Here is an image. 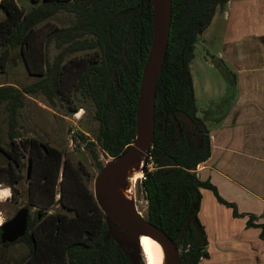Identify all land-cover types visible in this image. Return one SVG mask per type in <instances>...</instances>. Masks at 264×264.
Returning a JSON list of instances; mask_svg holds the SVG:
<instances>
[{"label":"trees","instance_id":"trees-1","mask_svg":"<svg viewBox=\"0 0 264 264\" xmlns=\"http://www.w3.org/2000/svg\"><path fill=\"white\" fill-rule=\"evenodd\" d=\"M29 1L31 7L26 9L17 0H0V65L10 58L7 51H15L38 77L22 88L0 85V105L6 102L9 112L7 142H0V183L16 192L27 153L31 168L26 193L29 205L37 207L29 216L25 235L17 240L26 244L28 252L15 264H145L137 233L110 221L99 208L88 184L87 168L74 165L62 149L46 140L18 138L17 115L26 94L41 92L52 106L57 100L74 103L64 89L71 82V91L91 103L98 122L92 141L83 134L78 137L95 158L97 148L111 158L123 153L137 135L141 76L154 26L152 0ZM227 1L172 0L169 35L157 78L154 140L140 185L147 202L145 217L176 243L180 264H198L209 256L199 217L202 188L210 189L235 216H243L209 180L199 179L196 173L197 166L209 158L211 143L205 117L197 115L190 63L200 33ZM60 13L71 14L73 22L47 31L41 40L43 62L37 64L30 52L36 27ZM51 43L58 53L49 61L46 49ZM77 52L82 57L66 58ZM216 65L230 79L228 68L223 63ZM79 108L73 105L69 112ZM55 205L57 210L46 211ZM253 219L248 214L245 224L258 227L264 241V224ZM114 232L136 237L138 251L121 243ZM0 244L10 245L1 240Z\"/></svg>","mask_w":264,"mask_h":264},{"label":"crops","instance_id":"crops-1","mask_svg":"<svg viewBox=\"0 0 264 264\" xmlns=\"http://www.w3.org/2000/svg\"><path fill=\"white\" fill-rule=\"evenodd\" d=\"M198 47H203V64ZM207 61L223 63L230 71L227 93L222 86L196 85L193 65ZM190 72L197 115L205 117L211 143L197 176L209 180L243 214L235 216L210 189H201L199 217L209 256L198 264H264L260 229L245 224L248 214L264 224V0H228L216 10L195 43ZM203 97L208 108L200 109ZM224 98L222 107L214 109Z\"/></svg>","mask_w":264,"mask_h":264},{"label":"rangeland","instance_id":"rangeland-1","mask_svg":"<svg viewBox=\"0 0 264 264\" xmlns=\"http://www.w3.org/2000/svg\"><path fill=\"white\" fill-rule=\"evenodd\" d=\"M20 6L29 9L31 3L29 0H17ZM3 18V12L0 11V20ZM73 22V16L69 13H60L54 17H51L44 23L36 27L35 39L32 43L30 50L33 57H36V63L43 62L44 58V47L41 43L44 35L53 26L69 25ZM1 52V47H0ZM49 61H52L53 57L58 53V50L51 43L49 48L46 49ZM45 52V53H46ZM198 53V59L204 62L201 52L203 47H198L196 50ZM8 59H4L2 65H0V85H13L18 88H22L38 77L31 74L26 62L17 54V52L7 51ZM216 54V53H214ZM72 57H82V52H77L67 56V59ZM66 59V60H67ZM211 61V60H210ZM210 61L205 62L203 66H199V63L193 65V75L196 80V85H211L212 88L222 86L227 93L230 89L228 83V77L223 74L221 69L214 66ZM33 69V66L30 67ZM204 68V70H203ZM65 93L73 98L74 103H66L65 101H56V104L52 106V102L48 101L47 98L41 93L32 95L26 94L24 96L23 106L19 109L17 119V133L18 138L26 137H37L48 141L51 145L62 149L66 156L73 162L74 165H84L90 173V180L88 184L93 189V182L96 174L101 169L98 164L101 163V167L111 160L112 158L105 155L98 148L96 149L97 158L92 156L91 151L87 148L82 138L78 137L79 134H83L87 137V140L92 141L97 133L98 122L94 118L93 106L91 103L86 101L77 92L71 91V82H67L64 85ZM70 91L72 94H70ZM201 99L198 102L199 108H208V101ZM223 99L218 105H215L214 109H220L223 105ZM73 105H78L80 108L75 113H70L69 108ZM9 112L6 110V102L0 105V142L6 143V131L7 122L6 117ZM25 166L23 168V177L21 182L17 184L16 192H12V189L5 183H0V225L6 220L10 219L18 209L23 206H27L30 209L31 215L36 211L37 207L31 206L28 203L27 198V180L26 174L28 171V157L25 153ZM3 163V159L0 156V164ZM31 168V166H30ZM30 173V171H29ZM144 178V173L141 168L140 177L134 186V195L136 208L145 216L147 202L144 198L140 180ZM58 191V187L56 188ZM59 194L56 193L55 199H58ZM59 207L55 205L52 208L47 209L48 213L57 210ZM116 238L124 245L132 248L135 252L138 251L136 237L127 235L120 232H114ZM181 250L179 249V252ZM28 252V247L24 242H14L9 246H3L0 244V264H15L19 262Z\"/></svg>","mask_w":264,"mask_h":264},{"label":"water","instance_id":"water-1","mask_svg":"<svg viewBox=\"0 0 264 264\" xmlns=\"http://www.w3.org/2000/svg\"><path fill=\"white\" fill-rule=\"evenodd\" d=\"M152 3L154 9V26L150 47L148 49V54L144 62L141 76V87L137 108V135L134 141L123 153L107 161L103 167H101L94 178L92 190L99 208L110 221L119 223L121 226L137 233L138 242L140 232L125 226L123 222L131 223L141 229L149 231L166 244L169 249L171 264H180L179 248L164 230L150 222L139 210L137 212H132L112 207L106 201L102 192L104 178L109 171L119 164L129 161L140 154H145L147 156L153 144L155 129L156 85L169 35L172 0H160L158 4L156 3V0H152ZM161 47L162 59L159 64V68L156 69V61ZM142 96H144L145 100V112L143 125L141 131L139 132L138 110ZM29 171L30 162L28 165L27 177L29 176ZM28 215L29 208L27 206H23L18 209L10 219L0 225V240L2 243H13L25 235L27 230Z\"/></svg>","mask_w":264,"mask_h":264},{"label":"bare ground","instance_id":"bare-ground-1","mask_svg":"<svg viewBox=\"0 0 264 264\" xmlns=\"http://www.w3.org/2000/svg\"><path fill=\"white\" fill-rule=\"evenodd\" d=\"M160 0H156L158 4ZM162 59V47L159 51L156 69ZM145 112V100L142 96L138 110L139 132L141 131ZM145 154L123 162L109 171L103 182V195L106 201L116 209L137 212L134 186L140 177L141 168L145 162ZM125 226L140 232L139 243L144 255L145 264H171L169 249L155 235L131 223L123 222Z\"/></svg>","mask_w":264,"mask_h":264},{"label":"flooded vegetation","instance_id":"flooded-vegetation-1","mask_svg":"<svg viewBox=\"0 0 264 264\" xmlns=\"http://www.w3.org/2000/svg\"><path fill=\"white\" fill-rule=\"evenodd\" d=\"M36 211H34L33 212V214L31 215V213H30V209H29V215H28V219H29V216H33L34 215V213H35ZM3 224V223H2ZM28 224V223H27ZM27 231V230H26ZM16 242V241H15ZM14 243V242H13ZM10 244H12V243H10Z\"/></svg>","mask_w":264,"mask_h":264}]
</instances>
